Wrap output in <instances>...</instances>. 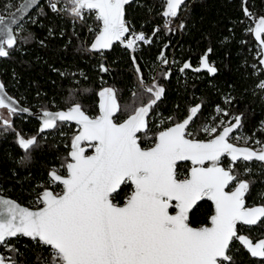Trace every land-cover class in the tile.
Returning a JSON list of instances; mask_svg holds the SVG:
<instances>
[{
	"label": "snow or ice",
	"instance_id": "snow-or-ice-1",
	"mask_svg": "<svg viewBox=\"0 0 264 264\" xmlns=\"http://www.w3.org/2000/svg\"><path fill=\"white\" fill-rule=\"evenodd\" d=\"M33 2L25 0L19 10H25ZM130 2L64 0L62 8H58L57 3L49 6L55 12L69 13L74 23L76 19L83 20L85 15H95L102 27L90 50L101 51L111 49L115 41L123 42L125 34L130 32L125 19V5ZM184 2L163 0L166 10L162 15L169 18L165 27L178 15ZM244 11L246 16H252L247 8ZM14 23L15 16L7 20L0 16V32L6 34V39H0V57L9 56V51L17 45L11 27ZM180 27H184L183 23ZM131 31L134 38L128 40V49L135 51L137 41L150 43L143 33L135 34L134 28ZM250 31H254L259 42L257 55L264 57V38H261L264 17L258 18ZM160 58L168 63L163 53ZM133 62L135 64L134 56ZM259 63L264 65V58ZM202 64L210 73L217 72L216 67L209 65L207 54L202 57ZM189 67L190 63L186 62L181 71ZM101 70L108 71L103 65ZM136 70L139 73L138 65ZM4 88L0 81V109L14 114L18 109L10 102L12 98ZM257 88L264 90V81L259 82ZM144 91L151 94L148 102L133 93L136 99L123 110L128 115L119 123L114 122L113 117L121 112V106L112 88L99 92V114L95 117L86 114L79 102L71 103L66 110L43 113L41 132L73 121L80 131L72 137L71 150L61 165L66 175H59L57 169L49 172L50 185H62L59 193L44 184L38 185L41 191L36 195L35 210L0 196V246L6 252L18 254L19 250L6 241L23 236L31 238L40 249L33 253L35 264H221V261L235 264L228 255L230 243L235 238L247 246L251 256L264 257V240L253 245L251 240L237 234L238 223L253 226L262 221L264 204L246 206L245 195L250 194L252 182L240 179L235 169L237 161L264 162V146L254 150L230 142V134L241 127L240 116L234 118L235 124L219 130L204 127L202 130L212 136L208 140L193 138L188 127L200 111L198 105L190 109L182 122L158 131L152 147L142 148L137 134L144 131L145 140L153 139L147 135L146 118L165 89L152 85ZM19 110L28 111L26 108ZM217 111L223 110L217 106ZM0 121L5 130L11 128L12 121L2 113ZM236 139L247 141L249 138ZM82 142H88L94 153L85 155ZM17 143L25 151L19 163L30 162L32 148L38 147L36 137L26 139L17 133ZM225 156L230 157L228 167L221 164ZM178 161H191L193 165L182 178L178 177ZM205 162H209V166H205ZM250 171L245 169V172ZM128 182L134 185L133 191L122 205L114 203L113 194ZM233 183L235 186L226 191ZM259 196L264 198V193ZM204 198L214 202L210 226L193 227L189 211ZM170 209H174V214ZM45 248L47 253L43 251ZM0 264L20 262L15 255L0 253Z\"/></svg>",
	"mask_w": 264,
	"mask_h": 264
},
{
	"label": "trees",
	"instance_id": "trees-1",
	"mask_svg": "<svg viewBox=\"0 0 264 264\" xmlns=\"http://www.w3.org/2000/svg\"><path fill=\"white\" fill-rule=\"evenodd\" d=\"M21 1L0 0V16L12 12ZM63 5L64 0H60V8ZM164 8L163 0H134L126 6L125 19L130 29L140 31L150 41L141 42L133 51L134 64L130 50L121 44L106 52L90 50L94 34L88 30L95 24L93 16L74 23L69 13L52 12L43 0L16 27L17 45L9 56L0 58V81L10 96L32 110L66 109L79 102L89 115L98 113L99 91L112 88L121 106L117 121L128 115L123 110L136 99L133 93L147 103L151 94L144 89L159 85L165 92L153 107L152 116L160 124L150 125L147 135L153 139H140L142 147L152 143L159 130L181 121L194 105H200V111L189 128L193 138L208 139L211 135L202 130L204 127L219 130L225 122L240 116L241 127L233 140L260 146L264 141V90L257 84L264 81V72L257 55L259 42L250 29L264 17V0H187L177 16L184 27L156 31V25L163 21ZM245 8L251 17L246 16ZM161 53L168 63L160 58ZM205 54L209 65L217 68L215 74L203 67ZM186 62L191 67L181 71ZM101 65L108 71H102ZM217 106L223 111L218 112ZM37 129V121L26 116H15L7 130L0 125V193L30 208L37 207L35 199L41 191L38 185L60 187L50 185L48 172L57 169L65 173L61 165L76 132L75 126L67 123L43 134H38ZM17 133L37 139L38 147L32 148L30 162L19 163L25 151L17 143ZM224 165L228 167L229 161ZM246 168L251 171L245 172ZM235 169L240 179L252 182L250 194L245 195L246 204H264V198L259 196L264 193L263 164L239 162ZM177 172L181 178L187 165H178ZM131 192V184L122 185L113 194V202L123 204ZM212 211L209 201L199 202L190 212V225H208ZM237 232L255 245L264 240V218L250 228L239 226ZM6 243L18 249V254L6 252L3 246L0 253L15 255L20 264H35L33 253L40 249L32 239L17 236ZM43 251L47 253L48 249ZM228 255L235 264H264V257L251 256L247 246L235 238Z\"/></svg>",
	"mask_w": 264,
	"mask_h": 264
},
{
	"label": "water",
	"instance_id": "water-1",
	"mask_svg": "<svg viewBox=\"0 0 264 264\" xmlns=\"http://www.w3.org/2000/svg\"><path fill=\"white\" fill-rule=\"evenodd\" d=\"M43 0H34V2L29 6V7H27L25 10H23V11H20L19 9L21 8V6L22 5H24V3H25V0H22L20 3H19V5L12 11V12H10L9 14H7L6 16H4V18L7 20L8 18H10V17H12V16H15V20H16V23H14V24H12L11 25V27L13 28V30H14V34H15V29H16V27L17 26H19L27 17H28V15L42 2ZM134 0H131V2H133ZM187 0H185V2H186ZM130 2V3H131ZM184 2V3H185ZM184 5V4H183ZM183 5H181V7L183 6ZM126 6L127 5H125V8H126ZM166 10V4H165V8H164V11ZM179 12V11H178ZM101 24H102V22H101ZM98 34V33H97ZM96 34V35H97ZM0 39H6V34H4V33H2V32H0ZM94 39H95V36H94V38H93V40L91 41V44L94 42ZM90 44V45H91ZM115 44H121V45H123V43L122 42H120V41H115V42H113V45H112V47H111V49L113 48V46L115 45ZM126 47V46H125ZM127 48V47H126ZM111 49H105V50H101V51H92V52H106V51H110ZM128 49V48H127ZM130 50V52H131V55H132V57H133V54H134V52H133V50L132 49H129ZM0 58H5V57H0ZM261 58H264V57H261ZM260 58V59H261ZM261 65V68H262V70H264V65H262V64H260ZM264 72V71H263ZM105 89V88H104ZM104 89H102V90H104ZM101 90V91H102ZM4 91L7 93V95L8 96H10L9 94H8V92L5 90V88H4ZM100 92V91H99ZM11 98H12V100L10 101L11 103H13V105L15 106V107H17V109H18V111L16 112V114H23V115H26V116H29V117H31V118H33V119H36L38 122H39V128H38V133H42L41 131H40V129H41V127H42V123H43V121H42V116H43V113H44V111L43 110H38V111H33V110H31V109H29V108H27V107H25V106H23V105H21L15 98H13L12 96H10ZM99 103H100V97H99V93H98V106H99ZM198 106V105H197ZM193 107H195V106H193ZM28 109V111L27 112H25V111H20L19 109ZM191 109V108H190ZM61 110H66V109H58V110H49V112H58V111H61ZM87 114V113H86ZM117 114V113H116ZM116 114H114V116L116 115ZM190 114V110H189V113H188V115ZM187 115V116H188ZM187 116L185 117V118H187ZM184 118V119H185ZM147 119V118H146ZM193 119H194V117H193ZM183 121V120H182ZM182 121H180V122H182ZM115 122V121H114ZM70 124H74V125H77V126H79L78 124H76V122H71ZM231 124H235V121L234 122H232ZM172 126V125H171ZM229 126V125H228ZM54 129V128H53ZM52 129H45L43 132H47V131H51ZM236 130V129H235ZM234 130V131H235ZM79 131H80V128H79V130H78V132L76 133V135L77 134H79ZM233 131V132H234ZM143 132V131H142ZM85 143H88V142H85ZM83 144V142L81 143V146L82 147H84L85 148V155H91V154H93L94 153V151L92 152V153H90V154H86V147L85 146H83L82 145ZM237 145V144H236ZM237 146H240V147H249V146H244V145H237ZM249 148H251V147H249ZM251 149H253V148H251ZM71 150V149H70ZM255 150V149H254ZM70 152V151H69ZM229 160H230V157H227ZM252 161H258V160H255V159H253ZM184 162H189L190 164H191V167L193 166L192 165V162L191 161H178L177 162V164H179V163H184ZM238 162V161H237ZM249 162V161H248ZM258 162H261V161H258ZM262 164H263V166H264V162H261ZM205 164H206V166H209V162H205ZM191 167H190V169H191ZM190 169H189V172H190ZM50 172V171H49ZM188 172V173H189ZM59 174V173H58ZM59 175H61V174H59ZM61 176H64V175H61ZM129 184H131V182H128ZM59 184V183H58ZM62 186V185H61ZM122 186V185H121ZM131 186H132V191H133V189H134V185H132L131 184ZM230 186V185H229ZM120 189V188H119ZM118 189V190H119ZM226 191H227V189H226ZM0 196H2L3 198H5V199H12V198H10V197H7V196H4V195H2V194H0ZM12 200H14V199H12ZM203 200H207V201H209L211 204H212V207H213V213L211 214V215H213L214 214V202H212L211 200H209L208 198H204V199H202V200H200V201H197L196 202V204L195 205H193V207H192V209L189 211V215H190V212L196 207V205L199 203V202H201V201H203ZM14 201H16V200H14ZM17 203H19L18 201H16ZM125 203V202H124ZM173 203H175V202H173ZM20 204V203H19ZM21 206H23V207H28V206H26V205H23V204H20ZM120 205H122V204H120ZM254 206H256V205H254ZM30 208V207H29ZM31 210H35L36 208H30ZM171 210L172 209H170V212H171ZM171 213H173L174 214V211L173 212H171ZM211 217V216H210ZM239 224V223H238ZM241 225H243V224H241ZM192 226V225H191ZM203 226H210V218H209V224L208 225H203ZM244 226H247V225H244ZM254 226V225H253ZM193 227H195V226H193ZM15 238V237H14ZM25 238H28V237H25ZM9 239H12V238H9ZM31 239V238H30Z\"/></svg>",
	"mask_w": 264,
	"mask_h": 264
},
{
	"label": "flooded vegetation",
	"instance_id": "flooded-vegetation-1",
	"mask_svg": "<svg viewBox=\"0 0 264 264\" xmlns=\"http://www.w3.org/2000/svg\"><path fill=\"white\" fill-rule=\"evenodd\" d=\"M260 58H261V56H260ZM194 106H197V105H194ZM200 106V105H199ZM70 107V106H69ZM193 107V106H192ZM191 107V108H192ZM68 108V107H67ZM66 108V109H67ZM96 108H97V110H98V113L96 114V115H98L99 114V106H98V101H97V106H96ZM30 109V108H29ZM7 110V109H6ZM32 110V109H31ZM39 110H42V109H39ZM58 110V109H57ZM190 110V109H189ZM189 110H188V113H189ZM8 111V110H7ZM33 111H38V110H33ZM44 112L45 111H49V110H43ZM152 110L150 111V113H149V115H148V117H147V133H148V131L151 129V124L152 125H154L155 124V126L156 127H159V122H156V118H154V116H152ZM188 113H187V115H188ZM88 114V113H87ZM198 114V113H197ZM12 115V120H13V118L15 117V116H26V115H23V114H16V113H14V114H11ZM89 115V114H88ZM96 115H89V116H91V117H95ZM117 115H118V113L113 117V119H114V121L115 122H117V123H119V122H122L123 120H125L126 118H127V116L126 117H124L123 119H121V120H116V117H117ZM186 115V116H187ZM185 116V117H186ZM197 116V115H196ZM195 116V117H196ZM26 117H29V116H26ZM184 117V118H185ZM195 117H194V119H195ZM29 118H31V117H29ZM183 118V119H184ZM182 119V120H183ZM193 119V120H194ZM36 120V119H35ZM181 120V121H182ZM37 121V120H36ZM235 121V119L234 120H232V121H227V122H225V124L223 125V126H228V125H230L232 122H234ZM180 122V121H179ZM59 123V122H58ZM65 123H67V122H65ZM192 123H193V121L189 124V127H188V131H189V128H190V126L192 125ZM37 124H38V128H39V122L37 121ZM64 124V123H63ZM67 124H70V123H67ZM71 125H74V124H71ZM75 126V128H76V132H75V134L74 135H76V133L78 132V130H79V126H77V125H74ZM171 126V125H170ZM222 126V127H223ZM167 127H169V126H167ZM167 127H165V128H167ZM221 127V128H222ZM165 128H163V129H165ZM56 128H54V129H52L51 131H53V130H55ZM163 129H161V130H163ZM51 131H47V132H51ZM160 131V130H159ZM238 131V129H236L233 133H231L230 134V142H232V143H234V144H237V145H243L244 143L242 142V143H240V142H238V141H234L233 140V136L236 134V132ZM37 133H38V129H37ZM43 133H45V132H42V133H38V134H43ZM157 134V133H156ZM138 135V137H140V139H142L143 137H142V135H144V131L143 132H141V133H138L137 134ZM149 136V135H148ZM35 137V136H34ZM30 138V137H29ZM210 138H212V136H210L208 139H210ZM27 139V138H26ZM208 139H204V140H208ZM199 140H201V139H199ZM155 143V139L152 141V143H150V144H148L147 146H145V147H142V148H150V147H152L153 146V144ZM83 146H85L86 147V154H90V153H92L93 151H94V149L91 151V147H89V145H88V143H85V142H83V144H82ZM244 146H249V147H251V148H253V149H258V148H260V147H262V146H264V141H263V143L260 145V146H257V147H253L252 145H248V144H244ZM70 149H71V144H70ZM70 151V150H69ZM68 154H69V152H68ZM223 158V161H221V164H222V166H224L225 167V165H224V163H226V161H229V163H230V160L227 158V156H225V157H222ZM239 162H244V161H238V162H236V164H238ZM249 162H251V161H249ZM249 162H245V163H249ZM256 162H258V161H256ZM261 163V162H260ZM187 165V172H186V174H184L183 176H186V175H188V172H189V169H190V167H191V164L189 163V162H184V163H179V164H177V166L178 165ZM235 164V165H236ZM205 166H206V164H205ZM52 170V169H51ZM60 174V173H59ZM61 175H66V172L64 173V174H61ZM182 176V177H183ZM48 177H49V172H48ZM181 177V178H182ZM56 185H58V186H60V187H58V188H55V189H51L53 192H60L61 191V188H62V186L60 185V184H56ZM235 186V183H233V184H231L230 186H229V188L227 189V190H230V189H232L233 187ZM0 194H2V193H0ZM2 195H4V194H2ZM4 196H7V195H4ZM7 197H10V196H7ZM10 198H12V197H10ZM12 199H14V198H12ZM14 200H16V199H14ZM17 201V200H16ZM126 201V200H125ZM124 201V202H125ZM245 203H246V201H245ZM21 204V203H20ZM212 205V204H211ZM254 205H260V204H250V205H248V204H246V206H254ZM213 208V207H212ZM174 211V210H173ZM173 211H171V212H173ZM212 213H213V211H212ZM259 223V222H258ZM209 224V223H208ZM258 225V224H257ZM239 226H243V227H245V228H250V227H253V226H244V225H241V224H238L237 225V231H238V227ZM254 226H256V225H254ZM237 234H238V232H237Z\"/></svg>",
	"mask_w": 264,
	"mask_h": 264
},
{
	"label": "built area",
	"instance_id": "built-area-1",
	"mask_svg": "<svg viewBox=\"0 0 264 264\" xmlns=\"http://www.w3.org/2000/svg\"><path fill=\"white\" fill-rule=\"evenodd\" d=\"M51 3H57L58 8H60V0H45V4H46V6L49 8L50 11L55 12V11H53L52 8L49 6ZM92 16L94 17L95 24H94V26L91 28V29H93V31H90V30H88V31H90L92 34H94V35H93V37H94V36L98 33L99 28L102 27V24H101V22H99V21H97V20L95 19V15H92ZM177 16H178V15H177ZM177 16L171 18V23H170V25H168V27H165V21L168 20L169 18L164 17L162 23H159V24L156 25V29H157V28H159V29H160V28H165V29H170V28L180 29V28H181L180 25L183 23V21H181ZM88 17H90V16L85 15V17H84L83 20H85V19L88 18ZM77 20H78V21H83V20H80V19H77ZM129 28H130V27H129ZM140 33H141L140 31H135V34H137V35L140 34ZM133 38H134V35H133V33H132L131 29H130V32L125 34V37H124L123 42H122L123 45L126 46L128 40H131V39H133ZM141 42H144V41H137V43H136V48L140 45ZM221 161H223V158L221 159Z\"/></svg>",
	"mask_w": 264,
	"mask_h": 264
},
{
	"label": "rangeland",
	"instance_id": "rangeland-1",
	"mask_svg": "<svg viewBox=\"0 0 264 264\" xmlns=\"http://www.w3.org/2000/svg\"><path fill=\"white\" fill-rule=\"evenodd\" d=\"M0 113H2L5 117H8V118L12 121V115L9 114L8 111H7L6 109H0ZM0 125H1V126H4L2 121H0ZM244 144H245V142H244ZM244 144H243V145H244ZM92 150H93V148H91V151H92ZM56 193H58V192H56Z\"/></svg>",
	"mask_w": 264,
	"mask_h": 264
}]
</instances>
